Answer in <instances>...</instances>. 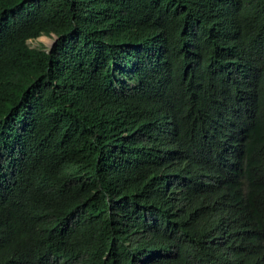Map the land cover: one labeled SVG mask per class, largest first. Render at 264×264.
Listing matches in <instances>:
<instances>
[{
  "label": "trees",
  "instance_id": "obj_1",
  "mask_svg": "<svg viewBox=\"0 0 264 264\" xmlns=\"http://www.w3.org/2000/svg\"><path fill=\"white\" fill-rule=\"evenodd\" d=\"M0 264H264V0H0Z\"/></svg>",
  "mask_w": 264,
  "mask_h": 264
},
{
  "label": "rangeland",
  "instance_id": "obj_2",
  "mask_svg": "<svg viewBox=\"0 0 264 264\" xmlns=\"http://www.w3.org/2000/svg\"><path fill=\"white\" fill-rule=\"evenodd\" d=\"M55 35L50 34L46 35L44 33L38 35L34 40H31L34 44H46V45H52L54 42Z\"/></svg>",
  "mask_w": 264,
  "mask_h": 264
},
{
  "label": "bare ground",
  "instance_id": "obj_3",
  "mask_svg": "<svg viewBox=\"0 0 264 264\" xmlns=\"http://www.w3.org/2000/svg\"><path fill=\"white\" fill-rule=\"evenodd\" d=\"M247 223V222H246Z\"/></svg>",
  "mask_w": 264,
  "mask_h": 264
}]
</instances>
